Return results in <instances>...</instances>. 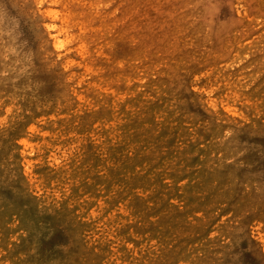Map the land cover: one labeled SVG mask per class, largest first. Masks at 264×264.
Segmentation results:
<instances>
[{"label": "rangeland", "instance_id": "obj_1", "mask_svg": "<svg viewBox=\"0 0 264 264\" xmlns=\"http://www.w3.org/2000/svg\"><path fill=\"white\" fill-rule=\"evenodd\" d=\"M0 264H264V0H0Z\"/></svg>", "mask_w": 264, "mask_h": 264}, {"label": "bare ground", "instance_id": "obj_2", "mask_svg": "<svg viewBox=\"0 0 264 264\" xmlns=\"http://www.w3.org/2000/svg\"><path fill=\"white\" fill-rule=\"evenodd\" d=\"M51 28H55V29H57V26L56 25H51L50 26ZM60 33H64V32H60ZM65 44H66V41L65 40H59L58 38H57V42H56V49H61V48H63L64 46H65Z\"/></svg>", "mask_w": 264, "mask_h": 264}]
</instances>
